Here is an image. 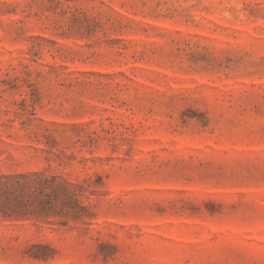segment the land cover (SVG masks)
I'll list each match as a JSON object with an SVG mask.
<instances>
[{
	"label": "rangeland",
	"instance_id": "374dc122",
	"mask_svg": "<svg viewBox=\"0 0 264 264\" xmlns=\"http://www.w3.org/2000/svg\"><path fill=\"white\" fill-rule=\"evenodd\" d=\"M37 173L89 215L0 217V264H264V0H0V176Z\"/></svg>",
	"mask_w": 264,
	"mask_h": 264
},
{
	"label": "trees",
	"instance_id": "16d2710c",
	"mask_svg": "<svg viewBox=\"0 0 264 264\" xmlns=\"http://www.w3.org/2000/svg\"><path fill=\"white\" fill-rule=\"evenodd\" d=\"M27 213L78 221L89 215V209L77 197V190L59 184L57 177L0 176V217L18 220Z\"/></svg>",
	"mask_w": 264,
	"mask_h": 264
}]
</instances>
